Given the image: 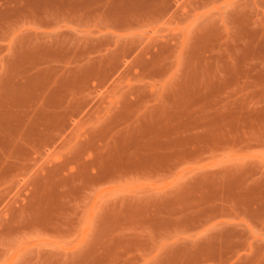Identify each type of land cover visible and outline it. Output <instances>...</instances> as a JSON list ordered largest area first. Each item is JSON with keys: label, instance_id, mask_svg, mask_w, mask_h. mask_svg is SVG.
<instances>
[{"label": "rangeland", "instance_id": "1", "mask_svg": "<svg viewBox=\"0 0 264 264\" xmlns=\"http://www.w3.org/2000/svg\"><path fill=\"white\" fill-rule=\"evenodd\" d=\"M26 21L0 31L28 104L2 115L0 264H232L264 239V0H29Z\"/></svg>", "mask_w": 264, "mask_h": 264}, {"label": "crops", "instance_id": "2", "mask_svg": "<svg viewBox=\"0 0 264 264\" xmlns=\"http://www.w3.org/2000/svg\"><path fill=\"white\" fill-rule=\"evenodd\" d=\"M29 0H0V31L13 30V29H22L27 27V14H28ZM25 19V20H23ZM4 43L5 45H10V39L6 37H0V44ZM27 43L26 39H14L13 44L15 45H25ZM121 59V54L117 50V60ZM5 70L0 72V155H5V149L3 143L6 140H11L12 137L9 135V132L5 129L7 121L2 117L6 110L15 109L19 114L26 115L28 109L27 104V95L26 92L23 93L22 101V92L20 87L22 86L21 80L17 79L15 85L19 87L16 91L18 101H15L12 105L11 102H8V93L3 87V78L5 76ZM26 119V118H25ZM24 123L27 124V121H20L15 124L16 126L21 127ZM20 129V128H19ZM21 130V129H20ZM17 142H25L27 138L23 137L22 132L15 136ZM251 219L253 226L260 227L261 230H264V216H261V220L254 221ZM264 237V236H262ZM264 247V239H259V237L247 236L245 235L244 239H238L234 243V247L231 250L233 255L232 264H257V259L261 256L262 253L259 252L258 248ZM242 250H245V255L241 256ZM261 257H264L262 255Z\"/></svg>", "mask_w": 264, "mask_h": 264}]
</instances>
